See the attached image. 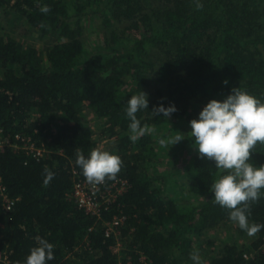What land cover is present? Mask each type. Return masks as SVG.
<instances>
[{"label": "trees", "instance_id": "16d2710c", "mask_svg": "<svg viewBox=\"0 0 264 264\" xmlns=\"http://www.w3.org/2000/svg\"><path fill=\"white\" fill-rule=\"evenodd\" d=\"M21 26L45 43L15 35ZM236 87L264 102V0H0V140L22 134L43 148L38 158L0 150L15 200L6 210L0 198V264H24L37 236L54 246L48 264H193V254L199 264H264V228L249 236L214 202L211 186L226 172L198 156L189 133L208 101ZM141 91L149 107L136 115L153 131L133 143L124 107ZM160 104L177 111L154 117ZM101 137L128 185L95 216L69 194L85 180L78 154ZM250 161L264 165V145ZM249 209V223L264 225V196ZM221 228L226 238L214 234Z\"/></svg>", "mask_w": 264, "mask_h": 264}, {"label": "clouds", "instance_id": "9594fccd", "mask_svg": "<svg viewBox=\"0 0 264 264\" xmlns=\"http://www.w3.org/2000/svg\"><path fill=\"white\" fill-rule=\"evenodd\" d=\"M198 7L200 5H197ZM40 11L47 14L50 6L44 5ZM227 84V81H224ZM149 107L148 96L141 91L132 95L124 107L129 119V139L135 143L153 129L141 124L137 113ZM177 111L174 104L153 106L150 113L154 117L170 119ZM189 132L198 156L211 160L214 166L226 174L221 175L211 186L213 199L220 207L228 210V218L249 236L264 228L261 224H250L249 202L264 196V165L255 166L250 161L252 151L258 144L264 145V102L239 87L232 88L222 100L211 99L189 121ZM182 139L177 136L161 140L163 146L174 145ZM76 165L81 169L85 180L92 185H100L106 179H115L120 172L122 161L119 156L108 151L93 150L87 157L78 154ZM44 183L48 184L54 173L45 170ZM37 246L30 250L24 264H48L55 259L54 246L46 239L36 238ZM199 264L196 254L191 256Z\"/></svg>", "mask_w": 264, "mask_h": 264}, {"label": "built area", "instance_id": "2783aa9c", "mask_svg": "<svg viewBox=\"0 0 264 264\" xmlns=\"http://www.w3.org/2000/svg\"><path fill=\"white\" fill-rule=\"evenodd\" d=\"M16 139H18V141H15L13 144L9 142V139L0 140V150H2L4 146L8 145L12 146L14 149H21L35 158L41 156L43 148L37 147L35 143L31 141L30 137H26L22 134H17ZM127 185L128 182L124 178L118 177L110 184V187H112L113 189H106L104 192H101L100 185H92L89 184L86 180L76 179L74 181L72 191L69 194V198L73 199L75 203L79 207L83 208L87 213L99 216L101 206L113 201L117 194L123 192L126 189ZM0 198L2 200L3 208L6 210H10L15 200L9 197L1 177ZM100 199H102V201H100ZM121 220V217H114L111 221L105 222V234L109 235L112 230L114 231L115 226L119 225ZM244 257H247V255L244 254ZM3 260L8 264L6 258H3Z\"/></svg>", "mask_w": 264, "mask_h": 264}, {"label": "rangeland", "instance_id": "374dc122", "mask_svg": "<svg viewBox=\"0 0 264 264\" xmlns=\"http://www.w3.org/2000/svg\"><path fill=\"white\" fill-rule=\"evenodd\" d=\"M9 16H11V15H9ZM1 17H2L3 26L5 27L7 25V22H8L7 18L4 17V16H1ZM25 31H26L25 27L21 26V27L18 28V30L15 33V35L21 34L20 36H21V38L23 40H30V41H33V42H37L40 45H42V43H43L42 41H44V43H45V39L39 38L38 34H34L32 32L26 33ZM94 45L95 44L93 43L91 45V47H93ZM91 47H90V50L92 49ZM95 49L96 48H93V51ZM87 120L89 121V123L93 127L95 138H99L100 137L99 128H98V124L96 123L98 121V119H96L94 117V115L89 110H87ZM109 141H110L109 139L101 137L100 140L98 141V145H97L98 150L108 151L109 153H111V147H110ZM222 228L221 229H217L216 230L217 232L214 233V234H217V238L218 237L226 238L227 232L224 229H222ZM210 233H213V231H210ZM201 245L204 247V243H202ZM192 263L195 264V262L193 260H192Z\"/></svg>", "mask_w": 264, "mask_h": 264}]
</instances>
